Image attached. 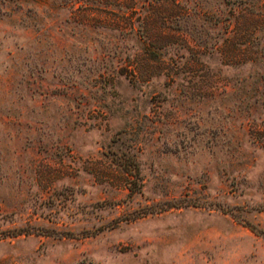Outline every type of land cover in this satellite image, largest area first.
<instances>
[{
  "label": "rangeland",
  "instance_id": "obj_1",
  "mask_svg": "<svg viewBox=\"0 0 264 264\" xmlns=\"http://www.w3.org/2000/svg\"><path fill=\"white\" fill-rule=\"evenodd\" d=\"M0 264H264V0H0Z\"/></svg>",
  "mask_w": 264,
  "mask_h": 264
}]
</instances>
